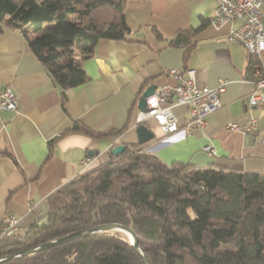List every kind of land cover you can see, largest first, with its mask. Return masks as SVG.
I'll list each match as a JSON object with an SVG mask.
<instances>
[{"label": "crops", "instance_id": "1", "mask_svg": "<svg viewBox=\"0 0 264 264\" xmlns=\"http://www.w3.org/2000/svg\"><path fill=\"white\" fill-rule=\"evenodd\" d=\"M121 1L129 29L125 38L98 40L93 55L80 60L86 81L65 90L63 100L59 85L20 30L4 28L0 33V87L9 86L17 98L14 110L0 111V224L9 214L23 230L45 221L47 197L106 164L114 146L137 144L139 122L154 133L142 149L166 164L264 174V99L248 107V97L257 91L255 71H249L251 57L226 40L240 21L214 27V0ZM187 30L186 43H170ZM260 65L264 73V49ZM171 68L193 70L200 87L226 80L219 94L221 107L205 116L203 127L165 134L152 118L137 121V102L147 86L175 84ZM259 92L264 94V87ZM171 110L180 123L188 117L186 105ZM76 120L96 135L72 130ZM251 120V132L228 129L231 122ZM206 144L214 147L215 156L202 149Z\"/></svg>", "mask_w": 264, "mask_h": 264}, {"label": "trees", "instance_id": "2", "mask_svg": "<svg viewBox=\"0 0 264 264\" xmlns=\"http://www.w3.org/2000/svg\"><path fill=\"white\" fill-rule=\"evenodd\" d=\"M4 28L20 30L62 100L86 81L80 60L93 55L96 42L129 31L121 0H0V33ZM187 33L170 43H186ZM255 65L250 58L249 71ZM72 130L96 135L79 120ZM142 145L111 153L106 164L53 191L46 220L0 240V258L116 222L136 233L150 264H264V174L166 164ZM123 233L98 231L0 264H144Z\"/></svg>", "mask_w": 264, "mask_h": 264}, {"label": "built area", "instance_id": "3", "mask_svg": "<svg viewBox=\"0 0 264 264\" xmlns=\"http://www.w3.org/2000/svg\"><path fill=\"white\" fill-rule=\"evenodd\" d=\"M211 24L218 28L227 22L239 20L240 23L231 28L226 40L242 46L251 58L255 60L254 86L256 92L247 100L248 107L261 103L264 94L259 92L264 87V73L261 71L260 53L264 49V0H214ZM183 72L186 76H183ZM175 84H161L145 98V109L139 110L137 121L152 118L160 130L165 133H174L178 130L188 132L193 127H203L205 116L221 107L220 92L226 80L218 78L214 87L197 86L193 70H168ZM186 105L188 117L181 123L173 114L172 107ZM17 98L9 86L0 87V111H12L16 108ZM255 128L254 120L247 124H228L230 130L251 132ZM209 156H215L216 150L210 144L202 148ZM86 161V160H85ZM84 161V162H85ZM24 232L19 219L13 215H6L0 224V240Z\"/></svg>", "mask_w": 264, "mask_h": 264}, {"label": "water", "instance_id": "4", "mask_svg": "<svg viewBox=\"0 0 264 264\" xmlns=\"http://www.w3.org/2000/svg\"><path fill=\"white\" fill-rule=\"evenodd\" d=\"M155 88H156V85L151 84V85L147 86L142 91V93L138 99V102H137V108L138 109H140V110L145 109V98H146V96L151 94ZM135 132H136L138 144L147 143L154 136V133L152 132V130L149 129L144 123H140V122L136 125ZM124 149H125V145L118 144L111 149V152L114 154H120V153H122V151ZM103 230H118V231L125 232L128 235V238H129V241H130L132 248L140 256V258L142 259L144 264H150L146 255H144V253L142 252V250L138 246V237H137L136 233L129 226H126V225L121 224V223H116V222L97 224V225H94V226L89 227V228H85V229H81L78 231L68 233L66 235H63V236H60L58 238L49 240V241L44 242L42 244L30 247V248H26L22 251H19V252H16L14 254L0 258V261H2L4 259L12 258V257H17V256H20L23 254H29V253L37 252L41 249L62 243L64 241L74 239L76 237L84 236L87 234H92V233H95L98 231H103Z\"/></svg>", "mask_w": 264, "mask_h": 264}, {"label": "rangeland", "instance_id": "5", "mask_svg": "<svg viewBox=\"0 0 264 264\" xmlns=\"http://www.w3.org/2000/svg\"><path fill=\"white\" fill-rule=\"evenodd\" d=\"M48 25H50V23H45V24H44V27H46V26H48ZM142 150H143V149H142Z\"/></svg>", "mask_w": 264, "mask_h": 264}, {"label": "bare ground", "instance_id": "6", "mask_svg": "<svg viewBox=\"0 0 264 264\" xmlns=\"http://www.w3.org/2000/svg\"><path fill=\"white\" fill-rule=\"evenodd\" d=\"M124 233H125V232H124ZM124 233H123V234H124ZM125 234H126V233H125ZM126 235H127V234H126ZM127 236H128V235H127Z\"/></svg>", "mask_w": 264, "mask_h": 264}]
</instances>
